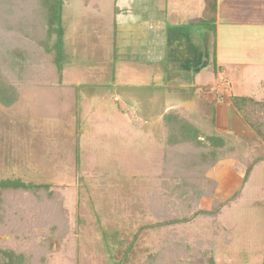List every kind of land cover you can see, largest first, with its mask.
Returning a JSON list of instances; mask_svg holds the SVG:
<instances>
[{"label":"rangeland","instance_id":"374dc122","mask_svg":"<svg viewBox=\"0 0 264 264\" xmlns=\"http://www.w3.org/2000/svg\"><path fill=\"white\" fill-rule=\"evenodd\" d=\"M186 1L183 6L194 7L197 2L201 8L206 2ZM212 2L214 5L215 0ZM249 2L255 9V20H259L258 1ZM152 3L153 11L159 8L167 16L176 12L171 9L177 6L176 0H66L64 69L59 73L56 52L43 54L32 47L14 68L5 49L12 48L16 38L9 36L11 17L4 19L14 9L0 0V81L7 87L19 75L15 86L20 93L11 107L0 102V182L20 179L49 186V192L40 193L42 200L35 208L25 203L13 212L24 219L33 214L31 208L35 216L41 210L43 214L48 204L63 223L66 235L54 245L48 260L39 254L34 264H41V258L47 264H149L150 258L172 244L194 247L199 255L213 252L214 264H264V163L253 167L241 191L238 178L254 159L264 156L260 142L246 149L236 136L226 134L233 139L228 142L233 149L225 147L224 157L205 172L214 186L203 182V188L208 187L206 194L214 192L213 197L203 198L198 207L186 213L189 217L197 209L211 210L215 200L228 203L219 216L153 228L171 216H184L183 207L176 201L167 207L159 202V212L153 209L157 204L152 201L154 196H164L165 179L183 170L192 151L166 155L169 132L163 119L178 108L188 113L184 105L188 102L179 105L177 97L189 87L172 83L163 96V91L135 88L141 81L132 64L125 62L135 52L129 48L133 49L144 35L139 25ZM231 9L234 17L230 21L237 23L238 7L226 5L223 14L227 16ZM214 14L212 9L206 12L207 20L214 22ZM206 18L203 14L196 28L202 27ZM259 24L255 23L256 27H261ZM153 68L156 76L162 74V66ZM149 69L150 74L152 67ZM210 70L214 72L213 67ZM171 75L176 77V73ZM184 77L196 82L193 86L214 81L208 70L196 79L189 74ZM28 198L36 196L26 193L25 200ZM179 207L181 212L170 213ZM45 222L30 224V231L39 235L38 242L50 231ZM1 239L10 241L11 236L3 234ZM203 258L196 256L192 263H211Z\"/></svg>","mask_w":264,"mask_h":264},{"label":"trees","instance_id":"16d2710c","mask_svg":"<svg viewBox=\"0 0 264 264\" xmlns=\"http://www.w3.org/2000/svg\"><path fill=\"white\" fill-rule=\"evenodd\" d=\"M2 1H6V5L14 9L11 10L12 14L9 15L6 13L4 16V19L7 18V15L11 17L10 23H12V28L9 36L11 38H16V42L13 44L12 48L5 49L6 55L12 56L14 68L18 66V59L25 56L32 47L39 52L42 51L43 54L56 52V60L59 59L58 61L60 62L59 73H61L64 69L62 62L65 58L63 11L66 0ZM20 2H22V5L18 7ZM205 3L203 14L206 18V12H209L211 9L215 12L216 4L213 5L212 0H210V2L206 0ZM8 11L10 10L6 12ZM13 24H15V26H13ZM200 25L204 27L210 26V29H213L214 22L207 20ZM30 33L34 34L31 36ZM54 37H56V41L53 43ZM37 55L39 59L42 57L39 54ZM2 63L3 61H0V67ZM29 65L30 64H28L27 67H29ZM11 74L16 75L12 73V71ZM1 79H3V76L0 73V80ZM18 79L19 75L16 77L15 83H17L16 81H18ZM15 83L3 87V83L0 81V102L5 107H11L18 102L20 93ZM232 102L240 117L254 130L260 141V143L246 142V149H253L256 146L255 144L258 143L259 145H264V101L259 102L252 98L242 97L233 98ZM209 118L212 120L215 119L214 114L209 116ZM164 122L169 132L168 149L167 151L165 150L166 155L169 156L170 153H172V155L180 153L183 155L185 149H189V152L192 151V155L190 160L184 162L182 165L181 168H183V170L181 169L179 173H174L172 176L165 179L164 186L167 188V191L164 196L162 194L157 195V197L154 196L152 201L154 204H157V206L153 205V209L157 212L160 211L159 202L161 204H166L167 207L170 202L176 201V203H179V205L183 207L185 211L184 216H171V218L155 224L153 228L189 223L197 217L219 216L222 208L227 206L228 203L217 202L215 200L214 207L211 210L197 209L193 212L192 216L189 217L186 213L190 212L192 208L198 207L203 198L208 196L213 197L214 192L206 194L205 192L208 187L203 188L204 183L211 184V188L214 186L213 182L205 177V172H208V167L216 165L217 162L224 157L225 151H223V149L226 147V142H224L223 138L204 135L200 129L175 111L166 114ZM177 149L180 151H177ZM229 150L230 149H228V152ZM231 151L232 150H230V152ZM187 153L188 151L186 152V156H184L186 159L188 158ZM169 158L168 160H171V157ZM263 160L264 156L261 155L258 160L254 159L245 169L242 174L240 191L247 184L253 167ZM184 170L185 172H182ZM44 191L49 192V186L27 183L20 179H8L0 182V264H34L35 260L38 262L40 258L38 257L39 254L45 256L48 260L53 252L54 245L58 243L60 238L63 239L66 236L63 223L58 218L54 209L48 204L45 210H43V214L41 210L37 212L35 216V209L31 208L30 212L33 214H29V216H27L28 218L24 219L22 218L24 216L20 217L13 212L16 206L21 204L24 205L25 203L31 206L33 205L32 207L35 208L38 201L42 200L40 193ZM26 193H33L37 199L28 198L25 200ZM239 193L234 195L230 201L236 199ZM49 199L52 200L53 197ZM182 207L177 209L173 208L170 210V213L181 212L183 210ZM41 220L46 221L43 223L44 225H50L46 226L50 227V231L44 236L43 240L38 242L39 235L30 231V224L38 223ZM150 228H152V226H150ZM3 234L11 236V240H2L1 235ZM196 256H204L203 259L206 263L211 262L214 264L213 252L201 253L199 255L194 247H180L176 244L167 246L161 253L150 258L148 262L149 264H193L192 261L195 260ZM41 259H43L41 264H47L45 258Z\"/></svg>","mask_w":264,"mask_h":264},{"label":"crops","instance_id":"0c3cea01","mask_svg":"<svg viewBox=\"0 0 264 264\" xmlns=\"http://www.w3.org/2000/svg\"><path fill=\"white\" fill-rule=\"evenodd\" d=\"M247 1L246 4L244 0H216L213 25L215 29L210 27L204 29L203 26L196 28L202 18L205 1L201 8L197 2L194 7H189L182 5L187 4L186 0H176L177 6L171 8L176 12L170 11V16L165 15L159 8L153 11L155 5L152 3V6L147 8L148 12H144V18L142 17L144 21L139 25L144 35L133 49L129 48L135 52L128 55L131 57H128L129 61L128 58L125 60L126 63L132 64L131 67L135 68L133 70L138 75L137 79L141 81L135 88L147 87L146 91L150 92L152 89L163 91V96L167 86H171L172 83L189 87V92L186 90L185 94L177 97L180 100L179 105L188 102L184 103L188 113H182L179 108L172 111L185 115L194 126L202 132H207L206 136L223 138L226 147L229 145L228 142L233 140L228 139L229 134L245 143L242 146L246 145V142H260L254 130L240 117L232 102L233 98L242 97L264 101V0H257L259 20H255L253 11L255 9L251 8L249 0ZM226 5L239 8V12L236 13L237 23L230 21L234 17L231 14L233 9L224 16L223 7ZM191 18L194 21H190ZM255 23H261L259 26L261 25L263 30L256 27ZM237 26L241 29H236ZM112 43L116 45L115 38ZM157 65L163 68L162 74H157L158 76L154 74L153 68ZM211 66L214 72L210 70ZM150 67L152 72L149 74ZM204 70L213 75L214 81L205 80L200 85L193 86L192 84L196 82L192 83L184 77L185 74H189L196 79ZM174 73L176 77L172 79L171 74ZM145 75L147 79H143ZM153 80L156 83H153ZM213 114L215 119L212 120L209 116ZM230 147L233 149V146ZM260 163L264 162L258 164ZM238 178H241L242 185V177Z\"/></svg>","mask_w":264,"mask_h":264}]
</instances>
